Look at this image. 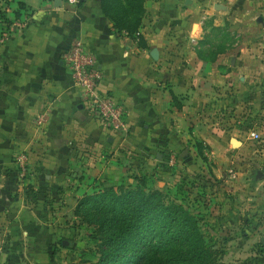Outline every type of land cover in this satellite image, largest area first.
Segmentation results:
<instances>
[{"label":"crops","instance_id":"crops-1","mask_svg":"<svg viewBox=\"0 0 264 264\" xmlns=\"http://www.w3.org/2000/svg\"><path fill=\"white\" fill-rule=\"evenodd\" d=\"M0 8V238L30 225L21 224L24 215L15 218L18 212L62 211L67 193L84 197L123 185L133 151L155 153L163 161V150L192 140L190 118L202 108L209 114L224 106L237 109L234 115L244 106L249 114L261 111L264 0H145L137 38L114 28L101 0L79 7L0 0ZM242 18L244 28L238 24ZM228 22L233 33L247 38L209 59L210 45L202 40ZM76 40L97 54L105 75L102 90L126 107L124 137L110 135L81 103L64 60ZM207 136L212 148L230 150L233 139ZM123 152L129 155L117 159ZM20 153L27 154L32 171L23 181L15 164ZM241 154L233 155L231 165H244ZM256 161L255 169L247 164L238 173L233 199L206 208V239L219 251L220 264H264V177L256 179L264 169V150ZM28 197L35 199L32 206ZM79 200L68 204L75 210Z\"/></svg>","mask_w":264,"mask_h":264},{"label":"rangeland","instance_id":"rangeland-1","mask_svg":"<svg viewBox=\"0 0 264 264\" xmlns=\"http://www.w3.org/2000/svg\"><path fill=\"white\" fill-rule=\"evenodd\" d=\"M213 1L221 2V0ZM238 4L241 6V3ZM234 7L237 6L234 5ZM2 9L0 8V15L4 13ZM215 9L219 8L215 7ZM240 20L238 22L240 28L246 27V21L243 18ZM257 23L258 21H254V25ZM232 26L233 24L230 22L223 30H219L220 28L215 26L209 38L205 37L202 40L210 45L205 52L209 59L217 58L225 50H233L243 38H247V36L240 37L237 33H233ZM193 43L198 45L197 42ZM242 109L234 115L237 109H233L231 106L212 108L210 114L202 108L194 117L190 118L191 126H188V131L192 136L190 144L183 143L171 151L163 150L162 154H167L163 161L159 160L155 153L151 155L135 154L136 151H133L129 155L130 151H128L119 154L117 156L119 160L125 157L124 155H129V158L133 160H128L127 179L123 185L136 188L138 182L144 180L149 189L161 192L172 202L189 207L199 219L206 235V216H208L206 208L208 205L211 203L218 205L222 200L227 201L234 198L230 189L233 188L235 182H238L240 175L236 180L231 179L230 169H235L237 173H240L247 169V164H250L252 170L255 169L256 164L259 163L258 161L253 162L255 155L259 156V153L264 150V100L258 115L249 114L247 106ZM238 115L239 117H237ZM231 125L238 127L235 129ZM250 129H257L261 132L260 142L255 143L250 140ZM213 130L217 132H213ZM210 134L213 137L221 135V140L226 139L229 142L231 139H237L244 143L245 147L237 146L232 141L230 150L218 151L216 145H213L214 148H212L207 142L209 139L212 140L207 136ZM121 135L124 137L125 133L117 136L121 137ZM181 135L183 132L178 134V136ZM112 136L115 137V135ZM214 151L217 152L215 156L212 155ZM237 153H242L240 157L246 159L243 162L244 165L241 164L239 168L236 167V163L235 166L231 165V162L234 161L233 155ZM147 155V158L151 160L150 163L145 161ZM173 155L177 162L174 166H170V157ZM187 155H190L189 160L185 158ZM159 168L160 172H158ZM212 197L214 201L209 202ZM73 198L81 199L82 197H75L72 196V193L70 195L67 193V196L63 197L66 202L62 206L64 207L62 211L43 209L36 211L35 215L18 212L15 218L18 216V220H22L24 215L25 220L21 224L30 223V225L17 227V230L14 228L13 230L16 232L12 230L14 233L12 238H0V264H92L97 262L99 259L98 243L90 239V229L82 226L81 219L75 217L73 204H68ZM34 200V197H28L29 205L31 202L34 204ZM30 210L35 212L36 209ZM211 217L213 216L211 215ZM0 235L4 236L1 231ZM220 263L221 260L218 257L216 264Z\"/></svg>","mask_w":264,"mask_h":264},{"label":"trees","instance_id":"trees-1","mask_svg":"<svg viewBox=\"0 0 264 264\" xmlns=\"http://www.w3.org/2000/svg\"><path fill=\"white\" fill-rule=\"evenodd\" d=\"M101 1L114 28L137 38L145 0ZM75 217L98 243L99 259L92 264H216L220 256L191 209L149 189L144 180L136 188L121 185L85 195Z\"/></svg>","mask_w":264,"mask_h":264},{"label":"built area","instance_id":"built-area-1","mask_svg":"<svg viewBox=\"0 0 264 264\" xmlns=\"http://www.w3.org/2000/svg\"><path fill=\"white\" fill-rule=\"evenodd\" d=\"M52 3L66 4L79 7L87 0H49ZM65 63L70 71L73 86L77 89L82 105L95 115L100 126L110 135H118L127 131V110L125 105L114 95L104 92L101 88L105 79L104 72L99 64L97 54L89 49L81 40H76L69 51L64 55ZM44 122V118H39ZM249 138L253 142H260L261 132L257 129L249 130ZM176 157H170V166L176 163ZM19 181L25 180L32 171L26 153L15 157ZM231 179H236L238 173L230 169Z\"/></svg>","mask_w":264,"mask_h":264},{"label":"water","instance_id":"water-1","mask_svg":"<svg viewBox=\"0 0 264 264\" xmlns=\"http://www.w3.org/2000/svg\"><path fill=\"white\" fill-rule=\"evenodd\" d=\"M151 56H152L154 59H157V51H155V50L152 51ZM232 141L235 143V145H237V144H240V146L242 145V142H240V141L237 140V139H233ZM237 146H238V145H237ZM263 177H264V169L258 172L256 179H257V180H260V179L263 178Z\"/></svg>","mask_w":264,"mask_h":264},{"label":"bare ground","instance_id":"bare-ground-1","mask_svg":"<svg viewBox=\"0 0 264 264\" xmlns=\"http://www.w3.org/2000/svg\"><path fill=\"white\" fill-rule=\"evenodd\" d=\"M237 145H239V144H237Z\"/></svg>","mask_w":264,"mask_h":264}]
</instances>
